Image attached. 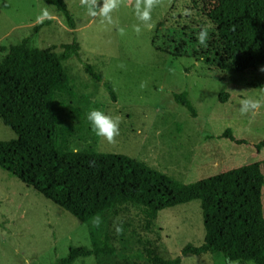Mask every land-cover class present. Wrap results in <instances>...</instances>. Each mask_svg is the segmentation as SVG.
Listing matches in <instances>:
<instances>
[{
  "label": "rangeland",
  "instance_id": "rangeland-1",
  "mask_svg": "<svg viewBox=\"0 0 264 264\" xmlns=\"http://www.w3.org/2000/svg\"><path fill=\"white\" fill-rule=\"evenodd\" d=\"M65 1L77 21L81 46V58L64 63L72 84L81 99L87 98V109L120 120L116 143L94 133L100 151L142 159L183 182L264 158V148L255 147L264 138V106L248 114L240 111L247 98L264 102V64L242 72L224 71L217 56L221 48L215 25L194 0H165L164 6L153 10L149 26L137 20L134 0H122L112 13L113 23L88 16L80 0ZM44 9L53 20L36 31L34 26L45 19H38ZM204 28L208 39L201 45L197 36ZM25 38L31 46L46 47L72 43L74 34L63 14L44 0H0V45ZM83 60L102 73L103 82L91 78ZM108 81L116 101L105 86ZM184 90L189 91L196 116L175 101L174 93ZM225 93L228 97L222 101ZM90 111L84 116L88 123ZM228 128L246 143L220 137ZM15 136L0 115V139ZM83 146L82 138L73 148ZM262 193L264 211V185ZM99 217V227L93 221L81 222L0 167V264H56L71 246L93 247L92 232L97 243L108 242L115 254L103 257V263L93 254L73 264H150L143 251L147 239H158L165 258L181 255L189 242L204 241L199 200L161 210L153 232L143 228L134 208ZM117 227H122V233H117ZM181 264L231 263L222 252H207L187 254Z\"/></svg>",
  "mask_w": 264,
  "mask_h": 264
},
{
  "label": "trees",
  "instance_id": "trees-1",
  "mask_svg": "<svg viewBox=\"0 0 264 264\" xmlns=\"http://www.w3.org/2000/svg\"><path fill=\"white\" fill-rule=\"evenodd\" d=\"M63 14L74 34L72 43L31 46L28 39L0 45V115L16 136L0 139V167L59 205L81 222L97 216L136 209L142 226L154 231L159 212L165 208L199 200L204 224V241L187 243L181 255L165 258L158 239H147L144 256L150 264H181L187 254L222 252L228 261L264 264V158L198 179L182 180L158 170L146 161L123 153L104 152L97 147L87 98H80L64 65L81 58L77 21L65 0H44ZM195 6L215 25L226 72L257 69L264 64V0H194ZM53 18L34 26L38 31ZM61 47V51L56 49ZM93 80L104 81L93 64L82 61ZM116 101L114 87L105 82ZM228 94L221 95L222 101ZM175 101L197 115L189 91L174 93ZM88 116V114H87ZM82 117V118H80ZM220 137L237 139L228 128ZM85 140L77 153L74 143ZM264 148V138L255 144ZM93 247L74 245L56 264H73L81 257L115 254L106 241ZM106 240L109 239L105 233Z\"/></svg>",
  "mask_w": 264,
  "mask_h": 264
},
{
  "label": "clouds",
  "instance_id": "clouds-1",
  "mask_svg": "<svg viewBox=\"0 0 264 264\" xmlns=\"http://www.w3.org/2000/svg\"><path fill=\"white\" fill-rule=\"evenodd\" d=\"M122 0H80L82 7L86 9L88 16L95 18H100L102 21L107 23H113L112 13L117 11L121 6ZM165 0H134V14L138 21H140L145 26L150 25L152 19V12L157 7L164 6ZM50 13L47 9L42 10L41 15L38 19H43L49 17ZM123 34V29L120 30ZM136 31H140V27H136ZM198 41L201 45H204L208 39V31L206 28L202 29L198 33ZM264 71V68L261 69ZM264 106V102L260 99L247 98L242 101L241 104V114H248L255 110L260 109ZM87 119L89 120L92 130L98 137L104 138L108 143H116V138L120 135V120L119 118H113L110 115L105 114V112L94 109L88 113ZM72 151L77 153L78 148H73ZM101 219L97 216L93 220V226L99 227ZM116 231L118 234L122 233V227H117ZM232 264H239V261H233Z\"/></svg>",
  "mask_w": 264,
  "mask_h": 264
},
{
  "label": "water",
  "instance_id": "water-1",
  "mask_svg": "<svg viewBox=\"0 0 264 264\" xmlns=\"http://www.w3.org/2000/svg\"><path fill=\"white\" fill-rule=\"evenodd\" d=\"M231 264H232V262L231 261H229Z\"/></svg>",
  "mask_w": 264,
  "mask_h": 264
}]
</instances>
